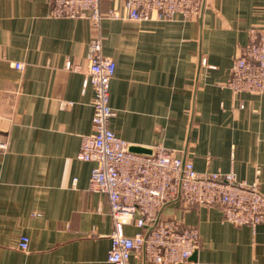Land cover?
I'll return each instance as SVG.
<instances>
[{
	"label": "crops",
	"instance_id": "crops-1",
	"mask_svg": "<svg viewBox=\"0 0 264 264\" xmlns=\"http://www.w3.org/2000/svg\"><path fill=\"white\" fill-rule=\"evenodd\" d=\"M123 2L102 0V11ZM253 26H264V0H206L192 18L103 19V53L116 62L110 127L133 146L177 150L199 172L258 182L264 195V92L226 86ZM95 34L88 18L51 16L49 0H0V264H112L109 200L89 188L93 162L77 157L93 130L83 80ZM164 215L199 229L201 246L182 264H264V223L180 202Z\"/></svg>",
	"mask_w": 264,
	"mask_h": 264
},
{
	"label": "built area",
	"instance_id": "built-area-1",
	"mask_svg": "<svg viewBox=\"0 0 264 264\" xmlns=\"http://www.w3.org/2000/svg\"><path fill=\"white\" fill-rule=\"evenodd\" d=\"M206 0H124L102 11V0H49L53 17L90 19L95 36L89 45V68L83 87L92 86L93 130L82 136L77 157L93 162L89 188L107 195L113 219L107 261L132 264L133 257L152 264H182L201 246L199 229L166 217L164 209L180 202L185 209L219 207L225 221L237 225L264 223V195L259 183L237 178L233 171L199 172L193 161L177 150L157 144L150 152L133 151L132 144L110 127L115 110L110 104L116 62L103 53L101 22L115 20H172L200 16ZM202 64L208 65L206 58ZM23 68L22 62H15ZM68 68L77 69L67 63ZM226 86L235 94L264 92V26L249 30V43L233 61ZM244 107V104H240ZM134 225V235L125 233ZM19 248L27 250L29 237L21 236Z\"/></svg>",
	"mask_w": 264,
	"mask_h": 264
},
{
	"label": "water",
	"instance_id": "water-1",
	"mask_svg": "<svg viewBox=\"0 0 264 264\" xmlns=\"http://www.w3.org/2000/svg\"><path fill=\"white\" fill-rule=\"evenodd\" d=\"M131 149L133 151H137V152H150V150L148 148L141 147V146H132Z\"/></svg>",
	"mask_w": 264,
	"mask_h": 264
}]
</instances>
